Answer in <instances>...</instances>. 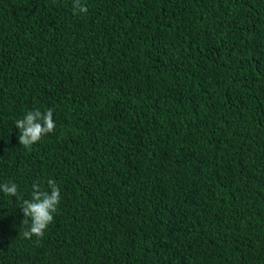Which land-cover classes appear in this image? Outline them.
<instances>
[{
	"label": "trees",
	"instance_id": "obj_1",
	"mask_svg": "<svg viewBox=\"0 0 264 264\" xmlns=\"http://www.w3.org/2000/svg\"><path fill=\"white\" fill-rule=\"evenodd\" d=\"M81 4L0 0V184L61 195L25 239L0 192V264H264V0Z\"/></svg>",
	"mask_w": 264,
	"mask_h": 264
},
{
	"label": "clouds",
	"instance_id": "obj_2",
	"mask_svg": "<svg viewBox=\"0 0 264 264\" xmlns=\"http://www.w3.org/2000/svg\"><path fill=\"white\" fill-rule=\"evenodd\" d=\"M74 14H84L87 7L81 4V0H73ZM15 127L19 129L18 141L20 146L31 150L44 136L53 133L56 124L53 120V110L45 112L39 109L28 111L21 119L15 121ZM31 198L25 199L18 191V185L14 182L0 184V192L5 196L15 197L22 210L24 219L21 225L28 227L22 232L25 239L36 237L41 239L47 227L53 222L54 213L60 203L61 195L55 180L47 181L48 190H42L40 182H34L31 186Z\"/></svg>",
	"mask_w": 264,
	"mask_h": 264
}]
</instances>
